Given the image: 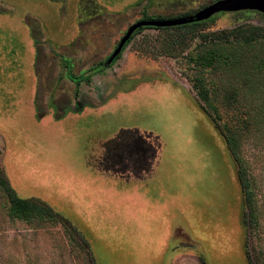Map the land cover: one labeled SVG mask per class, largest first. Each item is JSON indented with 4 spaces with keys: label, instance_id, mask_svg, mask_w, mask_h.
<instances>
[{
    "label": "rangeland",
    "instance_id": "rangeland-1",
    "mask_svg": "<svg viewBox=\"0 0 264 264\" xmlns=\"http://www.w3.org/2000/svg\"><path fill=\"white\" fill-rule=\"evenodd\" d=\"M214 1L0 0V180L73 225L11 216L0 185V264H264V39L245 44L226 33L264 28L263 14H219L194 30L148 28L90 86L79 88L65 68L80 76L106 61L143 17L180 19ZM213 49L231 64L202 65ZM200 106L232 134L247 205L237 166ZM99 125L103 141L136 128L162 143L160 203L83 171L94 151L83 155V143Z\"/></svg>",
    "mask_w": 264,
    "mask_h": 264
},
{
    "label": "trees",
    "instance_id": "trees-1",
    "mask_svg": "<svg viewBox=\"0 0 264 264\" xmlns=\"http://www.w3.org/2000/svg\"><path fill=\"white\" fill-rule=\"evenodd\" d=\"M216 17H217V15L211 17L210 19H208L206 21H202L199 23H192V24L176 26V27H171V28H161L158 30H168V29H186V30L190 29V30H194L198 26H204V25L212 24L215 21ZM142 19L150 20V18H147V17H143ZM146 29H148V28L144 27V28L137 29L131 35L130 39L126 42L125 46L122 49V52L125 50L127 45L132 41V39L136 35L140 34L141 32H143ZM226 33L229 34L231 36V38H234L236 40H240L245 44L253 43L257 40L264 39V28H262V27H254V26L239 27L237 29L230 30ZM229 35H227V36L223 35V36H221V39L226 40V39H228ZM122 52L112 62L108 63V59H107L106 61L99 63L98 65L89 69L86 73H84L80 76H74L71 73V70L68 68L67 76H68L69 80H71L72 82H75L76 85H78L80 83H85L88 85L90 83L92 76H94L96 74H100V73L104 72L105 70L111 68L113 66V64L121 57ZM207 53L208 54L206 56H201V64L202 65L208 66L210 68H217V67L226 66V65L231 64V63H229V64L227 63L226 59H228V57L225 54L221 53L220 51L213 49V50L207 51ZM168 56L173 57V55L171 53H169ZM260 64L264 65V61L262 60L260 62ZM193 89L196 91V95H197V98L199 99V101L204 102V103L208 102V95L205 91H203L200 88V86L195 84V85H193ZM77 91H78V89L75 91V93H77ZM200 107L203 110V112L206 114V116L212 121L216 130L223 137V140H224L226 149L228 151V154L230 156V159L232 160L233 163L236 164V161H237L236 147H235L236 143L233 141L232 134L230 133L228 128L219 125L218 119L216 117L211 116L210 112L208 111L209 110L208 106H205V107L200 106ZM236 166H237V164H236ZM236 177H237V181H238V184H239L242 196H243V204L247 205L251 201V194L247 190L248 184H247V181L244 177V173H243L242 169L238 166L236 167ZM0 185L6 191L8 201L10 203L9 214L11 216L21 218V219H27V218L33 217V216L38 214V215L44 216L45 218L49 219L50 221L62 220V221H65L66 223L70 224L71 226H73L67 218H65L62 214L53 210L49 205H47L43 201H41L39 199H34V200L30 201V200H25L23 198H20L5 179L0 180ZM241 221L243 222V225H247L249 222L248 219L246 218V215L244 214V212H242ZM75 231L78 234H80V236L82 237V240L84 241L86 246H88V249H89L90 248L89 244L85 240L84 236L79 231H77L76 229H75Z\"/></svg>",
    "mask_w": 264,
    "mask_h": 264
},
{
    "label": "crops",
    "instance_id": "crops-1",
    "mask_svg": "<svg viewBox=\"0 0 264 264\" xmlns=\"http://www.w3.org/2000/svg\"><path fill=\"white\" fill-rule=\"evenodd\" d=\"M108 70H105L103 73L105 74ZM99 76L102 75L97 74L92 76L88 86L91 85L93 79L95 81V78ZM83 84L85 85V83ZM83 84L80 83L78 85L79 88ZM110 128L109 126L108 129ZM95 129V135H92L93 141H89L88 144L83 143V155H87L89 151L94 150L92 163H89V160L85 156L81 159L83 171L98 183H106L110 187V190L115 186L119 191L126 190L127 196L134 197L140 195V198L145 199L146 202L148 201L151 204L160 203V186L164 178V174L161 172L162 168L158 172V165L155 163L151 164L149 160H144L146 156L143 153L140 156L132 154L131 149L125 142H111L110 146L106 147L107 149L100 147L103 141L101 125L97 128L95 127ZM82 135L86 136V133L82 132ZM87 164H90L91 167ZM143 192L146 193L143 194Z\"/></svg>",
    "mask_w": 264,
    "mask_h": 264
},
{
    "label": "water",
    "instance_id": "water-1",
    "mask_svg": "<svg viewBox=\"0 0 264 264\" xmlns=\"http://www.w3.org/2000/svg\"><path fill=\"white\" fill-rule=\"evenodd\" d=\"M258 12L264 14V0H218L193 15L175 20H147L142 19L132 24L124 36L120 39L116 49L108 58V63L112 62L122 52L126 42L131 35L140 28H171L192 23L206 21L211 17L224 13H239V12ZM125 142L131 149V153L140 156L142 153L150 163L159 165L162 143L151 138L150 131L139 130L136 128H119L118 131L107 140L101 142L100 147L110 146L111 142ZM159 145L158 146H156Z\"/></svg>",
    "mask_w": 264,
    "mask_h": 264
},
{
    "label": "flooded vegetation",
    "instance_id": "flooded-vegetation-1",
    "mask_svg": "<svg viewBox=\"0 0 264 264\" xmlns=\"http://www.w3.org/2000/svg\"><path fill=\"white\" fill-rule=\"evenodd\" d=\"M217 1H218V0H217ZM214 2H216V1H214ZM214 2H213V3H214ZM257 13H258V12H257ZM192 15H193V14H192ZM263 15H264V14H263ZM117 45H118V44H117ZM116 47H117V46H116ZM115 49H116V48H115ZM115 49H114V50H115ZM112 53H113V52H112ZM122 53H123V52H122ZM108 58H109V57H108ZM108 58H107V59H108ZM107 59H106V60H107ZM97 65H98V64H97ZM65 68H66V70H68V68L71 70V65H70L69 63H65ZM90 69H91V68H90ZM96 75H97V74H96ZM67 78H68V76H67ZM78 85H79V84H78ZM78 85H77V86H78ZM78 93H79V92L77 91V93L75 94V96H77Z\"/></svg>",
    "mask_w": 264,
    "mask_h": 264
}]
</instances>
